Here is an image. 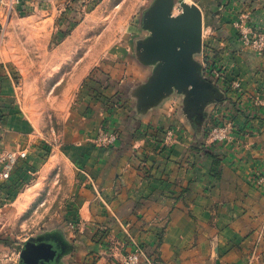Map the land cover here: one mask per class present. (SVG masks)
I'll return each mask as SVG.
<instances>
[{
	"label": "crops",
	"instance_id": "0c3cea01",
	"mask_svg": "<svg viewBox=\"0 0 264 264\" xmlns=\"http://www.w3.org/2000/svg\"><path fill=\"white\" fill-rule=\"evenodd\" d=\"M20 1L17 10L0 8L2 26L9 27L34 0ZM148 1V16L131 24L120 47L105 50L101 60H96L94 42L73 52L84 59L77 68L87 64L74 98L77 108L71 113L82 119L84 132L76 135L79 148L74 159L70 157L73 178L67 205L61 208L57 224L29 239L44 247L36 262L29 264H122L120 255L113 258L100 252L94 240L96 223L115 215L130 216L133 203L140 199L148 203L147 218L167 219L162 242H158L157 264H264V195L252 177L264 171V42L261 49L252 43L260 36L264 41V0ZM190 8L201 14L200 36L174 47L166 45L159 28L178 22ZM240 25L253 29L249 41L241 37ZM10 57L3 43L0 153L25 152L24 161L29 158L30 162L40 138L18 124L25 113L3 67ZM213 63L223 71L222 85L207 76L205 65ZM212 86L225 94L222 105H217ZM97 92L102 98L98 99ZM103 121L119 139L114 146L98 148L90 140ZM226 123L232 128L228 138L212 143L206 128ZM168 132L172 137L160 156L158 144L146 139L156 136L160 140ZM209 144L221 159L222 178L217 182L203 178L210 169V158L204 156L202 164L194 167L200 178L189 183L191 170L181 166L197 155L196 148ZM145 148L150 151V162L159 167V175L144 185L135 177L134 154ZM43 163L37 170H46L49 164ZM28 167L25 163L24 173L31 177L34 170ZM162 177L168 180L161 181ZM177 178L185 188L197 186L199 193L175 198L167 189L176 190ZM211 182L218 195H203V187ZM1 185L0 180V202L8 204L0 205V233L6 231L4 219L12 216L25 195ZM72 222L79 225L72 229ZM10 249L0 244V251ZM10 255H0V264H12ZM19 264L28 263L20 259Z\"/></svg>",
	"mask_w": 264,
	"mask_h": 264
},
{
	"label": "rangeland",
	"instance_id": "374dc122",
	"mask_svg": "<svg viewBox=\"0 0 264 264\" xmlns=\"http://www.w3.org/2000/svg\"><path fill=\"white\" fill-rule=\"evenodd\" d=\"M148 2V0H34L25 14H18L9 27L3 26L0 46L4 43L12 54V57L4 62L3 67L25 113V119L18 124L25 125L28 130L34 132L35 139L43 138L37 139L38 143L32 152L35 155L34 160L29 162L28 158L26 162L28 168L34 170L31 177L17 181L16 193L25 194L21 198L23 201L20 199L16 207L14 206L12 216L4 219L3 230L6 231L0 233V244L11 248L6 252L1 250L0 255L3 258L4 253L11 252L12 264H19L20 250L27 239H34L33 237L44 227L57 224L56 222L61 219L60 210L67 205L71 193L73 178L71 162L79 148L76 135L84 132L82 119L71 113L76 107H73L74 98L81 77L87 70V67L85 68L87 64H81L77 68L79 60L84 59L76 58L73 52L87 49L89 44L95 43L96 60H101L105 50L120 47L131 24L147 16ZM18 5L14 10H17ZM62 54L64 57H60ZM85 60L87 63L88 58ZM98 94L102 95L99 92ZM106 125L105 121L101 122L98 131L107 128ZM0 128L4 129L3 126ZM146 140L158 144L156 152L161 156L162 150L166 147V139L159 140L155 136ZM90 142L98 148H106L99 146L95 138ZM212 146L209 144V147L206 145L196 148L197 155L193 159L189 158V162L187 160L184 164H187L186 166H181L191 170L189 183L193 179L195 180L193 183H196L200 178V173L195 171L194 167L202 164L201 159L204 156L210 158V169L203 178L208 176L211 181L216 182L222 178L221 159L212 152ZM149 152L145 148L138 155L134 154L137 162L134 167L135 177L144 185L153 182L159 175V167L150 162ZM71 155L73 159L70 158ZM43 162L49 164L46 170H37L38 165L42 166ZM184 172L188 171L182 173ZM166 176L168 178V174ZM159 179L168 180L165 177ZM181 182L182 180L177 178L174 182L176 190L167 189L175 198L180 199L188 192H197V186H193L194 189L190 185L185 188ZM255 186L262 189L264 195V182L260 186L259 184ZM202 192L203 195L210 197L218 195L213 182L203 187ZM6 204L8 203L0 202V205ZM147 204V201L140 199L133 203L130 216L115 215L96 223L99 228L96 230L94 240L100 244L102 254L114 255L113 258L118 254L122 257L123 264L128 255L135 252L138 255V264H157L156 262L160 260L158 244L162 242L167 219L165 216L147 218L144 212ZM72 225L79 224L72 222ZM113 229H117V233H113Z\"/></svg>",
	"mask_w": 264,
	"mask_h": 264
},
{
	"label": "built area",
	"instance_id": "2783aa9c",
	"mask_svg": "<svg viewBox=\"0 0 264 264\" xmlns=\"http://www.w3.org/2000/svg\"><path fill=\"white\" fill-rule=\"evenodd\" d=\"M20 0H0V8L4 9L5 11H11L16 8V6L19 4ZM240 34L244 41H249V35L253 32V29L251 27H247L246 25H240ZM3 26L0 23V34L2 32ZM263 38L260 36L259 38H253L252 43L253 46L261 49L263 47ZM205 71L207 72L208 78L215 81L217 85H222L225 83L224 81V75L223 71L219 66L215 63L213 64H206L205 65ZM219 110V109H218ZM218 119L222 120V115L219 110L218 112ZM231 125L229 123L222 124L220 126L216 127H207L206 133L212 136L213 141L215 142H222L226 138H228V134L231 132ZM167 135L164 137L165 142L169 143L170 138L172 135L168 132ZM119 135L116 131L110 130L108 128H102L98 131L95 142L102 147H111L114 146L115 143L118 141ZM26 159V153L25 152H3L0 153V180L1 182L7 181L12 173L14 172V169L18 165V163L22 160ZM253 181L254 184H261L264 182V172L259 171L255 172L253 175ZM72 229L75 228V225H70ZM123 264H138V255L137 253L133 252L128 255V257L125 259Z\"/></svg>",
	"mask_w": 264,
	"mask_h": 264
},
{
	"label": "water",
	"instance_id": "95a60500",
	"mask_svg": "<svg viewBox=\"0 0 264 264\" xmlns=\"http://www.w3.org/2000/svg\"><path fill=\"white\" fill-rule=\"evenodd\" d=\"M148 16V13H147ZM146 17V16H144ZM202 18L196 8H190L183 12L181 19L176 23H164L159 32L164 37L166 45L175 46L185 39L196 40L201 34ZM208 82V81H207ZM210 84V82H208ZM211 85V84H210ZM213 87V86H212ZM217 105L225 101V94L213 87ZM44 252V247L28 240L23 243L20 250V258L25 263L36 262L38 256Z\"/></svg>",
	"mask_w": 264,
	"mask_h": 264
},
{
	"label": "trees",
	"instance_id": "16d2710c",
	"mask_svg": "<svg viewBox=\"0 0 264 264\" xmlns=\"http://www.w3.org/2000/svg\"><path fill=\"white\" fill-rule=\"evenodd\" d=\"M98 94V92H97ZM98 97V99L102 98V95H96ZM226 97H225V101H226ZM26 161H20L18 163V165L16 166V168L14 169V172L12 173V175L10 176V178L7 181L1 182L2 183V188L3 189H7V190H11L14 192H17L18 188V182L21 180H27L26 178H28V175L25 172L23 166L25 165ZM18 181V182H17ZM13 188V189H11ZM12 195V194H10Z\"/></svg>",
	"mask_w": 264,
	"mask_h": 264
},
{
	"label": "flooded vegetation",
	"instance_id": "af4514ba",
	"mask_svg": "<svg viewBox=\"0 0 264 264\" xmlns=\"http://www.w3.org/2000/svg\"><path fill=\"white\" fill-rule=\"evenodd\" d=\"M30 263H32V262H30Z\"/></svg>",
	"mask_w": 264,
	"mask_h": 264
}]
</instances>
